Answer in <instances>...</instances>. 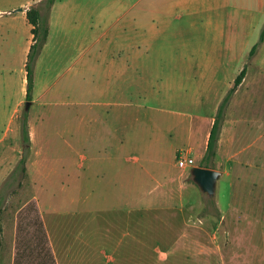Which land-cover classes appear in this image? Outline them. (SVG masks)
Segmentation results:
<instances>
[{"label":"rangeland","instance_id":"rangeland-1","mask_svg":"<svg viewBox=\"0 0 264 264\" xmlns=\"http://www.w3.org/2000/svg\"><path fill=\"white\" fill-rule=\"evenodd\" d=\"M133 1L0 0V264H264V24L236 9L248 25L230 40L229 19L221 35L208 13L165 27L155 13L136 38ZM21 4L49 34L18 106ZM216 117L210 196L192 168Z\"/></svg>","mask_w":264,"mask_h":264},{"label":"crops","instance_id":"crops-1","mask_svg":"<svg viewBox=\"0 0 264 264\" xmlns=\"http://www.w3.org/2000/svg\"><path fill=\"white\" fill-rule=\"evenodd\" d=\"M58 0H56L52 6L54 7L56 5ZM135 0L133 3H131L130 12L133 14V20L137 23L138 27H140V30H135V36L136 38H148L144 35V32L142 28H145V33L148 35V32H151L154 27V17L155 13L160 15V19L162 21V25L170 26L175 19L188 16L197 18L202 13H208L207 15V25L213 26L217 29L219 34L223 35L224 33H227L225 31L226 22L229 21V31L228 34L230 37V40H233V38L238 34L236 29L239 27V24L241 28H244L248 25V21L243 19L241 22L235 23L233 22L234 18V10H245L246 14H259V19H261V25L264 24V0H160L161 1V9H157L155 12L154 5L155 0ZM24 7V4H21ZM54 5V6H53ZM135 5V7H134ZM14 11L18 12L11 23L12 27H20V25H24L26 29L28 28L29 31V37L27 40V43L23 47V54H24V60L23 65L25 66L26 61V55L29 56V53L31 51L32 44L35 42V33L33 32L34 25L29 21L27 16V10H16ZM218 10H221V13H218ZM12 10H8L10 13ZM53 11V8H52ZM211 11H217V16L211 15ZM2 13V12H1ZM214 18H218L215 20ZM229 19V20H227ZM225 20H227L225 22ZM140 35V36H139ZM143 39H135L133 40L134 43L143 42ZM147 41V40H146ZM27 70H24V75L22 78V94L21 97L17 100V105L19 106L24 102V97L28 94V87L26 86L27 82ZM9 203V199L6 200ZM145 202V204L148 206L150 203V200L144 199L142 200ZM130 205H137L138 206V199L134 200V202L131 201ZM25 207V204L20 207L16 213L13 216V219L15 223L12 225V231L17 236L18 231L20 230V226L22 225V228L25 227V224H21L19 220L25 219V213L20 212ZM142 208H145L142 206ZM133 211V209H132ZM130 211L129 213H131ZM10 217H8L9 219ZM12 219V217L10 218ZM4 227V225H3ZM5 229V227H4Z\"/></svg>","mask_w":264,"mask_h":264},{"label":"trees","instance_id":"trees-1","mask_svg":"<svg viewBox=\"0 0 264 264\" xmlns=\"http://www.w3.org/2000/svg\"><path fill=\"white\" fill-rule=\"evenodd\" d=\"M49 7L52 6V4L56 0H46ZM27 16L29 21L34 25L33 32L35 33V42L32 44L31 51L29 53V60L27 62V77H28V97H31V90L33 88V65L31 63L33 57H34V51L35 49L39 50L43 47L44 43L47 40L48 34H49V26L47 19L44 18L38 8H31L27 12ZM264 40V27L261 31V37L260 41ZM258 43L255 44L251 50V53H254L257 49ZM247 73V66H245L240 73L237 75L234 81V85L231 87V91L233 92L236 87H238L242 81L244 80V77ZM222 107H220V111L218 113L219 117L222 114ZM219 117L215 118V121L213 123L212 129L210 131V136L208 140V146H207V153L204 158L203 166L214 168L209 162L211 161L212 157L216 155V147L219 139V124L220 120ZM28 138V137H27Z\"/></svg>","mask_w":264,"mask_h":264},{"label":"water","instance_id":"water-1","mask_svg":"<svg viewBox=\"0 0 264 264\" xmlns=\"http://www.w3.org/2000/svg\"><path fill=\"white\" fill-rule=\"evenodd\" d=\"M23 9V6H19L16 10ZM30 104L31 101H28L27 106L29 107ZM192 173L194 180L199 184L203 191L208 193L210 196L215 195L217 181L222 174L219 169L197 165L192 168Z\"/></svg>","mask_w":264,"mask_h":264}]
</instances>
